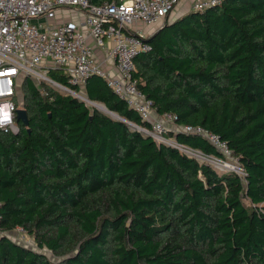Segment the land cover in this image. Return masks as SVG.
Returning <instances> with one entry per match:
<instances>
[{"label": "trees", "instance_id": "trees-1", "mask_svg": "<svg viewBox=\"0 0 264 264\" xmlns=\"http://www.w3.org/2000/svg\"><path fill=\"white\" fill-rule=\"evenodd\" d=\"M147 41L138 88L178 125L218 134L245 177L27 77L28 126L0 129V264H264V0L190 9ZM49 76L69 84L59 69ZM86 94L151 127L102 77ZM170 136L221 155L197 134ZM17 228L63 257L6 235Z\"/></svg>", "mask_w": 264, "mask_h": 264}, {"label": "built area", "instance_id": "built-area-1", "mask_svg": "<svg viewBox=\"0 0 264 264\" xmlns=\"http://www.w3.org/2000/svg\"><path fill=\"white\" fill-rule=\"evenodd\" d=\"M225 0H191L190 9L202 11ZM181 0H0V129L18 134V110L25 109L23 83L29 77L40 86L48 81L87 104L86 85L93 75L102 77L113 91L149 122L144 133L158 143L209 160L216 165L233 157L228 143L201 126L178 125L171 113L159 114L154 101L138 88L135 59L152 49L141 27L162 26ZM76 17L57 21L60 12ZM59 69L68 85L49 74ZM197 134L221 155H205L179 143L170 132ZM234 158V157H233ZM239 169V168H238ZM244 170V169H243ZM235 171V170H233ZM245 177V172L241 174ZM0 213V221H1ZM25 231L22 228H19Z\"/></svg>", "mask_w": 264, "mask_h": 264}, {"label": "rangeland", "instance_id": "rangeland-1", "mask_svg": "<svg viewBox=\"0 0 264 264\" xmlns=\"http://www.w3.org/2000/svg\"><path fill=\"white\" fill-rule=\"evenodd\" d=\"M182 1V0H181ZM181 3V2H180ZM178 7V6H177ZM176 7V8H177ZM175 8V9H176ZM174 9V11H175ZM173 11V12H174ZM173 12L172 14L170 15V18L173 17ZM158 27H161L160 25L157 26ZM48 82V81H46ZM90 106H94V105H91L92 103H88ZM95 107V106H94ZM136 125V124H135ZM134 129H138V130H142L144 131V127L142 126H132ZM213 163V162H212ZM215 164V163H214ZM225 166H219L217 165V170H219L220 172H223L224 170L226 169H229V170H235V171H239L241 174H243V172H245L243 170V167L240 165L239 161L236 159V158H231L229 162L227 163H224ZM239 168V169H238ZM247 204H249L248 201H246ZM6 235H8L12 240H14L15 242L19 243V244H22L26 247H29L33 250H36L38 252H41L43 254H45L53 263H56L58 262L63 256L61 255H58L56 254L55 252H53L52 250L46 248V247H40L36 240L28 235L25 231L17 228L13 231H9L6 233Z\"/></svg>", "mask_w": 264, "mask_h": 264}, {"label": "crops", "instance_id": "crops-1", "mask_svg": "<svg viewBox=\"0 0 264 264\" xmlns=\"http://www.w3.org/2000/svg\"><path fill=\"white\" fill-rule=\"evenodd\" d=\"M191 0H182L181 3L178 5V7L175 9L173 12V17L171 18L170 21L175 20L176 18L180 17L183 15L185 12L190 10V3ZM72 17H76V14L70 13V12H60L57 17V21H62V20H68L71 19ZM145 33V36L149 38L151 35H153L160 27L157 28V26H152V27H141Z\"/></svg>", "mask_w": 264, "mask_h": 264}, {"label": "water", "instance_id": "water-1", "mask_svg": "<svg viewBox=\"0 0 264 264\" xmlns=\"http://www.w3.org/2000/svg\"><path fill=\"white\" fill-rule=\"evenodd\" d=\"M17 112H18V120L21 121L24 125L28 126L29 118H28L27 110L26 109H19ZM118 117H119L118 119L122 120L123 122H126L127 124H129L131 126H137L134 123L132 124V122H130L129 120H127L121 116H118Z\"/></svg>", "mask_w": 264, "mask_h": 264}, {"label": "bare ground", "instance_id": "bare-ground-1", "mask_svg": "<svg viewBox=\"0 0 264 264\" xmlns=\"http://www.w3.org/2000/svg\"><path fill=\"white\" fill-rule=\"evenodd\" d=\"M91 102V101H90ZM91 105H94L95 107H97L98 109H100L101 111H104V112H106V113H108V114H110L112 117H114V118H116V119H118L119 117V115L118 114H116L115 112H111V111H109L103 104H99V103H92ZM133 124V123H132Z\"/></svg>", "mask_w": 264, "mask_h": 264}]
</instances>
